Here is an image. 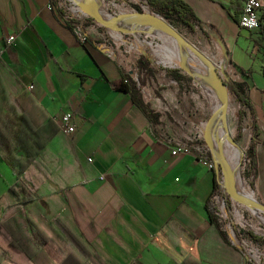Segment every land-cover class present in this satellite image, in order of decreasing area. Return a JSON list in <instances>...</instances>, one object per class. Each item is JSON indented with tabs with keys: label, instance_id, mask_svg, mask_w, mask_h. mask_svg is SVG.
Listing matches in <instances>:
<instances>
[{
	"label": "crops",
	"instance_id": "1",
	"mask_svg": "<svg viewBox=\"0 0 264 264\" xmlns=\"http://www.w3.org/2000/svg\"><path fill=\"white\" fill-rule=\"evenodd\" d=\"M47 1L0 0V47L14 35L0 55V196L15 176L3 155L23 159L36 152L51 171L37 197L11 207L10 218L29 220L47 234L42 249L54 263L71 251L86 264H239L237 249L205 214L212 171L193 154L170 152L174 142L208 137L217 147L216 121H207L192 81L179 72L175 81L160 70L130 77H142L140 96L157 114L151 128L119 89L125 73L100 49L105 29L80 43ZM181 1L198 21L194 29L209 37L222 69L241 85L248 128L256 124L253 195L264 205V0L257 29L237 25L242 0ZM107 29L116 45L121 31ZM148 81L152 92L144 95ZM64 110L72 113L68 135L54 119Z\"/></svg>",
	"mask_w": 264,
	"mask_h": 264
},
{
	"label": "trees",
	"instance_id": "2",
	"mask_svg": "<svg viewBox=\"0 0 264 264\" xmlns=\"http://www.w3.org/2000/svg\"><path fill=\"white\" fill-rule=\"evenodd\" d=\"M143 1H145L152 14L161 15L167 20L175 21L183 25L188 31H193L194 25H199L190 8L181 0ZM54 6L65 23L70 27L71 19L67 16L63 5L54 2ZM136 9H138L137 6ZM89 22L91 21L87 20L85 23ZM132 28L134 29L136 27ZM135 31L136 32L134 33L137 35L139 32H137V30ZM205 58L211 65H215L211 59L208 57ZM140 62L144 64L142 67H139L138 65ZM135 66L143 75H148L149 73H153V71L156 72L161 70L159 67L153 68L152 62L146 59L143 55L138 56ZM149 69H151V71H149ZM167 73H169L175 81L180 77L178 72L174 69L169 70ZM216 75L220 84L226 87V89L234 95L240 107L247 106V100L243 94L241 85L231 80L224 71L221 73L216 72ZM182 79L186 82L192 81V78L189 76H184ZM138 84V80L133 81L128 74H124L121 75L119 89L125 91L129 95L132 103L142 112L147 119L149 126L152 128L156 123L157 114L153 112L145 102H143L138 91ZM16 100L24 111V109H26V106H24V99L18 95ZM29 111L31 110L29 109ZM250 133V140L248 147L245 150L244 157L247 161L249 172L254 173L256 165L254 146L257 141L256 124L254 121L250 124ZM224 142V139L218 140L215 156L218 161L225 160L226 162L227 157L222 150ZM3 157L14 166L15 176L13 182L6 186L4 194L0 196V264H86L71 251L65 252L58 262H52L42 249V245L48 241L47 234L39 226L29 220H27L26 224H23L20 221L17 222L10 218L11 207L19 209L20 206L30 203L37 197L42 185L45 181L51 178V171L45 160L36 152L27 153L24 155L23 159L17 155H3ZM222 181V174L220 173L216 176L212 171V187L204 204L205 214L209 223L217 229L222 240L229 243L225 237V233L220 228V222H218L215 214L216 206L213 201V196L216 195L218 201L226 211L227 225L234 233L236 244L241 242L243 236L249 237L250 240L254 242L264 243V238L256 236L250 230L244 231L243 229H240L232 221L230 207L231 198L226 192ZM256 211L260 210L256 208ZM232 246L238 249V246H235V244H232ZM83 248L87 253L92 255L93 251L90 247L83 245ZM245 259L247 264H254L248 256H245Z\"/></svg>",
	"mask_w": 264,
	"mask_h": 264
},
{
	"label": "rangeland",
	"instance_id": "3",
	"mask_svg": "<svg viewBox=\"0 0 264 264\" xmlns=\"http://www.w3.org/2000/svg\"><path fill=\"white\" fill-rule=\"evenodd\" d=\"M103 1L105 8L111 13H115L124 20L132 23V27L143 30H137L139 33H137V35L135 34L137 44L139 43L138 45H141V55L152 62L153 68L159 67L161 69L159 72H162L164 76L169 70L174 69L181 74L183 73L186 76L195 79L192 80V83L193 86L200 92V95L205 102L207 118H212V121H214L215 117L214 115L212 117V105L210 101L203 96L201 92L202 90L198 85L197 75L195 71L190 68L191 59L197 58L201 65L208 68L210 71L212 68L219 73L222 71L225 72L224 69L219 68L221 67L219 63V55L213 53L209 37L204 35L198 28L193 31H188L183 25L172 20H167L161 15H158L172 27L180 39L185 41L197 51L196 53H192L186 47L177 44L175 42L176 39L173 36V42L167 44L164 41V37H166L167 32L160 28L157 23L151 21V12L145 1ZM136 6L138 9H136ZM103 16H105V12ZM132 33H134V31H132ZM205 57L211 59L217 67L214 68V66L211 65ZM138 65L139 67H142L144 64L140 62ZM149 71H151V69H149ZM184 71H186L188 75ZM141 78L142 77L138 78V87H140ZM207 88L208 87L205 86V90ZM151 89L152 84L148 81L147 85H145V90L143 91L144 95H146L147 90V94L151 93ZM222 92L225 96V103L223 117H220V128L222 135L225 137L223 139L225 141L224 147L228 162H225V165L229 167V180L226 183L224 180L222 182L228 186V190L231 193V219L240 229H243L244 231L250 230L256 236L264 238V211L255 206L252 207L257 208L260 211H251L243 201V197H245L246 200L251 203H259L256 197L254 199L255 195H253L254 192L251 186L254 179V173L249 172L247 161L244 157L245 150L249 144V142H246V134L250 129V126L248 128L250 116L248 110L245 107H240L234 95L229 90L225 89L222 90ZM218 99L220 106L221 92H218ZM212 101L214 102V105H216L215 100L212 99ZM236 103L237 106H235ZM3 121L5 123V121L9 120L6 116H4ZM218 140L219 139L215 142V145L217 146ZM203 144H205V142H203ZM237 161L241 164L239 171L240 176L236 168ZM204 170L206 171L207 169L204 168ZM12 182L13 180L9 181L8 184H11ZM214 204L216 206L215 214L217 216V220L220 222V228L225 233V237L229 241V244L231 246L232 244H235V246L241 247L242 249L241 251L237 249L239 264H247L245 256H248L254 264H264V243L254 242L250 240L249 237L243 236L241 242L236 244L234 233L227 225V215L224 207L216 200L214 201Z\"/></svg>",
	"mask_w": 264,
	"mask_h": 264
},
{
	"label": "built area",
	"instance_id": "4",
	"mask_svg": "<svg viewBox=\"0 0 264 264\" xmlns=\"http://www.w3.org/2000/svg\"><path fill=\"white\" fill-rule=\"evenodd\" d=\"M54 2L63 5L67 16L71 19L70 29L78 42H86L88 36L99 34V29L104 28L105 30L101 37L105 44L100 48L101 51L109 56V58L113 59L125 74H128L130 77L133 74L138 76L139 70L136 68L135 64L138 56L141 55L142 49L141 45H138L139 43L137 44L135 33L121 32V37L115 45L112 43V32L93 21L92 18L83 11L82 7L85 4L82 6L74 0H48L47 6L50 7ZM260 8V0H242L241 10L237 17V25L245 29L259 28L263 24ZM87 20L91 22L85 23ZM13 39V34H8L3 39L2 46L0 47V55L3 49L13 42ZM97 46H99V43ZM54 119L57 129L63 135H68L73 131L74 126L71 121L72 113L70 110H64L58 116L54 117ZM170 152L172 155L193 154L202 166L208 170L213 169V159L210 156L207 146L203 143L192 142L190 140L174 142L170 147ZM215 200L218 201L216 195L213 196V201Z\"/></svg>",
	"mask_w": 264,
	"mask_h": 264
},
{
	"label": "water",
	"instance_id": "5",
	"mask_svg": "<svg viewBox=\"0 0 264 264\" xmlns=\"http://www.w3.org/2000/svg\"><path fill=\"white\" fill-rule=\"evenodd\" d=\"M83 11L92 18L93 21L97 22L98 24L107 27V28H112V29H116L119 30L121 32L124 33H132V31L135 32V30H141L138 28H132L129 27L130 23H127L123 18L121 19L118 15H116L115 13H111L108 9H107V16L108 19H104L101 17V15L99 14L97 7L95 5V3L92 0H89L88 2H86V4L82 7ZM151 21L157 23V25L162 28L164 31H166L167 33H169L170 35H172L178 43L184 45V46H188L192 51L197 52L196 50H194L193 47H191L189 44H187L185 41H183L182 39H180L177 35V33L172 29V27L165 22L164 19H162L161 17H159L158 15H154L151 13ZM118 23L125 25V27H122L120 25H118ZM143 31V30H141ZM211 74H212V84L213 87L216 91L221 92V99H220V106H216L213 108V115L217 114V111L219 112V115L221 117H223V111H224V103H225V96L222 92V90H225L226 87H224L223 85L220 84L219 79L216 75V71L214 69L211 68ZM194 78H192L193 80ZM212 119V118H211ZM211 119H208L207 121L210 122ZM205 144L210 152V156L213 159V169L212 171L214 172V174L216 176H218L220 173L222 174V180H224V182L226 183L229 180V173L227 170V165H225V160H221L218 161L217 157L215 156V152H214V148H213V143L211 138H206L205 139ZM222 182L226 192L228 193V195L231 198V193L228 190V186ZM243 201L246 205L249 206H255L259 209H261L262 211H264V205L260 204V203H251L249 201H247L246 199L243 198ZM238 250H242L241 247H237Z\"/></svg>",
	"mask_w": 264,
	"mask_h": 264
},
{
	"label": "bare ground",
	"instance_id": "6",
	"mask_svg": "<svg viewBox=\"0 0 264 264\" xmlns=\"http://www.w3.org/2000/svg\"><path fill=\"white\" fill-rule=\"evenodd\" d=\"M74 1H77V3H79V4H81L83 6L89 0H74ZM92 1L95 3V5L97 7V10H98L99 14L101 15V17L104 18V19H108L107 9L105 8L104 1L103 0H92ZM104 12H105V16H103ZM120 18L122 19V17H120ZM126 22L127 23H130L128 21H126ZM118 25H121V26L125 27V25H122L120 23H118ZM132 26H133V24L130 23V26L129 27H132ZM164 41L167 44L173 42L172 35H170L169 33H167L166 34V37H164ZM175 42L177 44H179V45H182V44L178 43L177 40H175ZM182 46H184V45H182ZM184 47H186L187 49H189L192 53H196V52H193L188 46H184ZM215 66L217 67V65H214V68H215ZM190 68L195 71V73L197 75L198 85H199V87L202 90L201 92H202L203 96L210 101V103L212 105L211 107L214 108V107L218 106L219 105L218 92L213 87L211 71L208 68L203 67L201 65L200 61L197 58H192L191 59V66H190ZM219 68L222 69V67H219ZM205 86L208 87L206 90H205ZM212 99L215 100L216 105H214V102L212 101ZM214 117H215L216 125H217V128H218V135H219L218 139H223L225 137L221 133V128H220V126H221L220 125L221 124L220 117L221 116L219 115V112L218 111H217V114L214 115ZM216 149H217V147L214 148V152H216ZM222 150L225 153L224 144L222 145ZM240 166H241L240 162L237 161L236 162V168H237V172H238L239 176H240V173H239ZM243 198L246 199L245 197H243ZM247 207L251 211H256V208H254L252 206L247 205Z\"/></svg>",
	"mask_w": 264,
	"mask_h": 264
}]
</instances>
